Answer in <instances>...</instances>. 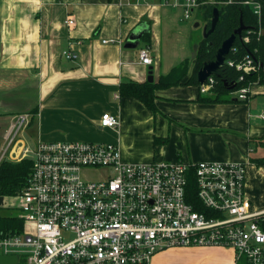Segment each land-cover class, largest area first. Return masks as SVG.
I'll return each mask as SVG.
<instances>
[{
  "label": "crops",
  "instance_id": "crops-1",
  "mask_svg": "<svg viewBox=\"0 0 264 264\" xmlns=\"http://www.w3.org/2000/svg\"><path fill=\"white\" fill-rule=\"evenodd\" d=\"M180 2L0 0V150L12 116L34 112L21 133L30 147L39 141H104L118 144L125 162H244L252 208L264 209L255 185L264 176V163L253 161L264 145L259 117L264 84L251 86L247 100L234 102H201L198 85H172L156 91L157 112L120 95L124 81H148L149 66L154 81L184 61L190 63L185 80L192 73L191 54L203 36L191 28L192 15L185 18ZM68 16L75 19L73 27L65 22ZM196 20L203 30V16ZM143 24L149 27V41L141 38L138 47H126L130 34ZM144 45L151 50L150 65L139 59ZM66 50L76 57L67 59ZM106 112L119 117L116 128L100 127ZM180 249L199 254L203 264H234L233 249L222 246L161 250L151 264H173L169 255Z\"/></svg>",
  "mask_w": 264,
  "mask_h": 264
},
{
  "label": "built area",
  "instance_id": "built-area-1",
  "mask_svg": "<svg viewBox=\"0 0 264 264\" xmlns=\"http://www.w3.org/2000/svg\"><path fill=\"white\" fill-rule=\"evenodd\" d=\"M177 1L185 18L200 5ZM260 11L256 3L255 12ZM65 22L75 25L73 16ZM64 56L76 57L68 50ZM139 59L152 64L149 46L140 47ZM237 67L244 73L255 68L250 58ZM213 82L209 77L201 91ZM250 88L235 94L247 100ZM259 117L264 120V110ZM31 118L30 112L12 116L0 150V163L33 160L27 184L10 204L19 209L24 228L0 235L1 253L16 255L15 264H151L161 250L191 246L227 247L234 251V264H264V209L252 208L244 162H125L120 146L104 141H39L30 147L21 133ZM99 125L116 128L119 117L106 112ZM89 170L103 175L91 179ZM191 175L198 203L187 198Z\"/></svg>",
  "mask_w": 264,
  "mask_h": 264
},
{
  "label": "trees",
  "instance_id": "trees-1",
  "mask_svg": "<svg viewBox=\"0 0 264 264\" xmlns=\"http://www.w3.org/2000/svg\"><path fill=\"white\" fill-rule=\"evenodd\" d=\"M198 2L208 28L211 26L214 8L219 9L220 18L215 30L208 37H202L200 40L195 66L190 76L185 80L189 73L190 63L184 61L175 66L167 75H162L158 81L122 82L119 90L121 97H135L149 109L157 112V90L177 84H196L201 89L198 71L204 62L215 59L217 50L223 41L242 23L246 27L240 35H237L224 65L211 76L214 79L212 87L206 92L200 90L198 100L201 102L242 101L235 94L236 91L243 87L264 84V0H198ZM256 3L261 6L260 13L255 12ZM142 38L148 40V33H145ZM248 58L252 60L255 68L244 73L243 70L238 69L237 65L245 63ZM242 74L244 78L240 80ZM33 114L35 115L34 112ZM252 141L255 139L251 138L250 142ZM253 161L263 164L264 158H253ZM32 168L31 158L26 157L20 161L4 159L0 163V198H12L18 195L27 184ZM197 191L196 177L191 175L187 187V198L190 202L198 203ZM11 207L16 208L14 205L0 204V235L19 232L24 228V221L20 215L4 211L5 208ZM262 225L264 227V220Z\"/></svg>",
  "mask_w": 264,
  "mask_h": 264
},
{
  "label": "water",
  "instance_id": "water-1",
  "mask_svg": "<svg viewBox=\"0 0 264 264\" xmlns=\"http://www.w3.org/2000/svg\"><path fill=\"white\" fill-rule=\"evenodd\" d=\"M232 1H240V0H232ZM220 18V12L218 8H214L213 10V17L211 19V26L208 28V25H205L203 28V37H208L216 28L217 23ZM199 23H196V26H198ZM246 26L242 23L239 28H237L227 39H225L222 43V45L219 47L216 53V57L213 60H209L204 62L203 66L198 71V81L201 85L205 84L209 77L212 76L214 72H216L221 66L224 65L226 61V56L230 52L237 35L241 34V31ZM149 29V27L146 24H143L141 26H138L133 30V32L130 34L125 46L134 48L138 47L140 45V39L143 37L145 32ZM199 49V43H196L194 45V50L192 53V58H196L197 53ZM148 81L153 82L154 81V75H153V68L152 66H149V76ZM4 201V198H0V204H2ZM17 256L16 255H0V264H15L17 263Z\"/></svg>",
  "mask_w": 264,
  "mask_h": 264
},
{
  "label": "rangeland",
  "instance_id": "rangeland-1",
  "mask_svg": "<svg viewBox=\"0 0 264 264\" xmlns=\"http://www.w3.org/2000/svg\"><path fill=\"white\" fill-rule=\"evenodd\" d=\"M202 13L203 12H202V9H200V6L198 8H196L195 11L192 13V17L189 20V23L191 24V28L194 31L201 32V35L203 36L202 26H196L195 27L196 22H198V20H196V18L198 16L200 17L202 15ZM203 24L206 25V22L204 19H203ZM0 135H1L0 143H2L3 132L1 130H0ZM257 154L261 158H264V145L260 146L257 149ZM86 175L91 179H98L103 175V172L102 171L89 170V171H86ZM255 185H256V188H258V195H259V199H260L259 201L264 204V176L261 177L259 181L255 182ZM12 202H13V200L10 197H6L4 199V203H7L8 205L12 204ZM4 211L6 213H15L18 215L20 214L19 209L12 208V207L9 209L5 208ZM178 251L179 252L174 254V255H169V258L174 261L173 264H180L181 262L188 260V258L193 259L192 264H203V260L201 258H199V254H196L189 249H180ZM0 253H1V249H0ZM205 264H214V263L209 262V261H205Z\"/></svg>",
  "mask_w": 264,
  "mask_h": 264
}]
</instances>
